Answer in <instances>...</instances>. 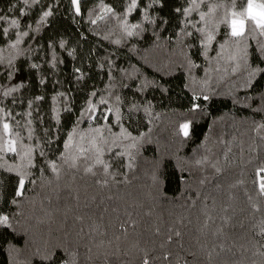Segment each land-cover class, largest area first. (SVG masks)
I'll return each mask as SVG.
<instances>
[{
	"label": "trees",
	"instance_id": "trees-1",
	"mask_svg": "<svg viewBox=\"0 0 264 264\" xmlns=\"http://www.w3.org/2000/svg\"><path fill=\"white\" fill-rule=\"evenodd\" d=\"M248 1L0 0V264H264Z\"/></svg>",
	"mask_w": 264,
	"mask_h": 264
},
{
	"label": "rangeland",
	"instance_id": "rangeland-1",
	"mask_svg": "<svg viewBox=\"0 0 264 264\" xmlns=\"http://www.w3.org/2000/svg\"><path fill=\"white\" fill-rule=\"evenodd\" d=\"M73 1L74 5L77 7V0ZM246 14L252 17L257 23H262L264 21V5H261L253 0H249ZM231 27L233 32H240L243 30V21L240 19H233L231 21Z\"/></svg>",
	"mask_w": 264,
	"mask_h": 264
}]
</instances>
